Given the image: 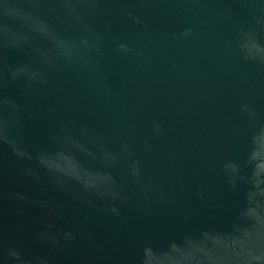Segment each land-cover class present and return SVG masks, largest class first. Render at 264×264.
Returning a JSON list of instances; mask_svg holds the SVG:
<instances>
[{"label": "water", "instance_id": "1", "mask_svg": "<svg viewBox=\"0 0 264 264\" xmlns=\"http://www.w3.org/2000/svg\"><path fill=\"white\" fill-rule=\"evenodd\" d=\"M0 264H264V0H0Z\"/></svg>", "mask_w": 264, "mask_h": 264}]
</instances>
